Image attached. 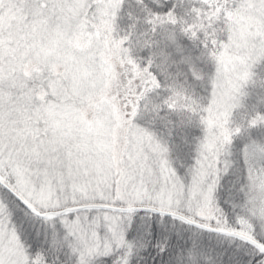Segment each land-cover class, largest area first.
Wrapping results in <instances>:
<instances>
[{"label":"snow or ice","instance_id":"1","mask_svg":"<svg viewBox=\"0 0 264 264\" xmlns=\"http://www.w3.org/2000/svg\"><path fill=\"white\" fill-rule=\"evenodd\" d=\"M0 264H264V0H0Z\"/></svg>","mask_w":264,"mask_h":264}]
</instances>
